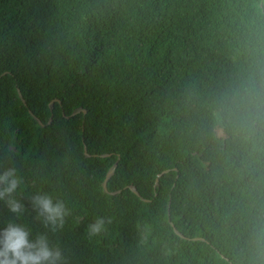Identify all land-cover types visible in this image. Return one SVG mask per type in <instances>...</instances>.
<instances>
[{
	"label": "trees",
	"instance_id": "1",
	"mask_svg": "<svg viewBox=\"0 0 264 264\" xmlns=\"http://www.w3.org/2000/svg\"><path fill=\"white\" fill-rule=\"evenodd\" d=\"M258 60L264 0H0V165L22 178L19 222L64 264H264V136L213 116ZM37 193L68 210L54 231Z\"/></svg>",
	"mask_w": 264,
	"mask_h": 264
},
{
	"label": "clouds",
	"instance_id": "2",
	"mask_svg": "<svg viewBox=\"0 0 264 264\" xmlns=\"http://www.w3.org/2000/svg\"><path fill=\"white\" fill-rule=\"evenodd\" d=\"M213 116L225 132L246 139L264 136V61H256L244 76L220 94L213 105ZM21 184L22 178L14 166L0 165V202L16 214V219H9L0 226V264H64L62 249L53 246L45 233L33 235L29 227L19 222L26 207L17 198ZM31 200L53 231L63 225L68 210L62 201L40 193ZM103 227V218L89 225L93 234Z\"/></svg>",
	"mask_w": 264,
	"mask_h": 264
},
{
	"label": "water",
	"instance_id": "3",
	"mask_svg": "<svg viewBox=\"0 0 264 264\" xmlns=\"http://www.w3.org/2000/svg\"><path fill=\"white\" fill-rule=\"evenodd\" d=\"M87 152V151H86ZM117 165V163L115 164V166ZM115 166L110 170V172L108 173V177L105 179L104 181V188L105 190L107 191V182H108V179L111 177V175L114 173V170H115ZM136 190V189H135Z\"/></svg>",
	"mask_w": 264,
	"mask_h": 264
}]
</instances>
